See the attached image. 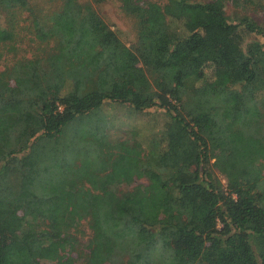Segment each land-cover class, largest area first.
Masks as SVG:
<instances>
[{
	"label": "trees",
	"instance_id": "16d2710c",
	"mask_svg": "<svg viewBox=\"0 0 264 264\" xmlns=\"http://www.w3.org/2000/svg\"><path fill=\"white\" fill-rule=\"evenodd\" d=\"M61 1L0 0V45L26 12L44 46L0 71V264H264V28L223 0H118L127 46ZM107 102L165 119L112 138Z\"/></svg>",
	"mask_w": 264,
	"mask_h": 264
},
{
	"label": "rangeland",
	"instance_id": "374dc122",
	"mask_svg": "<svg viewBox=\"0 0 264 264\" xmlns=\"http://www.w3.org/2000/svg\"><path fill=\"white\" fill-rule=\"evenodd\" d=\"M152 1L159 2L161 0ZM209 1L187 0L190 3H207ZM29 2L38 18H44L46 15L58 10L62 4L61 0H29ZM78 2L91 4L99 17L117 33L125 45L131 46L135 42L136 22L132 17L125 15L120 10L118 0H107L100 4L92 3L91 0H78ZM222 5L223 13L228 22L239 24L241 20L246 19L264 28V0H223ZM22 15L26 21L19 24L18 40L14 44L8 43L6 46L0 45V71L9 66L16 58L35 56L44 48V46L34 40L29 17L25 18L27 17L26 12H23ZM252 40L264 43V38L255 34L250 35L246 43ZM245 47L246 45H244ZM102 112L111 123L109 130L111 137H119L121 140L130 139L131 133L133 132L137 134L136 138L138 141L145 140L146 142L150 131L154 127L161 125V122L165 119L164 112L157 108H152L143 114H137L132 113L126 105L110 102L104 104ZM131 127H134L136 130L133 131ZM130 180L131 178H128V181L121 185V192L129 191L134 185L145 182L143 180ZM222 183H224V180ZM16 214L19 217L23 216V212L19 207L16 208ZM79 232L83 242L91 234L86 223H82L79 227ZM75 264L81 263L80 261H76Z\"/></svg>",
	"mask_w": 264,
	"mask_h": 264
}]
</instances>
